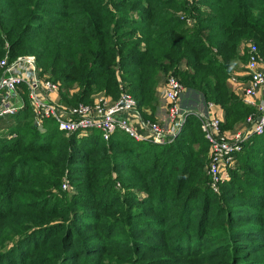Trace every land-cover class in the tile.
Masks as SVG:
<instances>
[{
  "label": "trees",
  "instance_id": "trees-1",
  "mask_svg": "<svg viewBox=\"0 0 264 264\" xmlns=\"http://www.w3.org/2000/svg\"><path fill=\"white\" fill-rule=\"evenodd\" d=\"M250 45L264 63V0H0V60L33 56L64 106L126 92L146 118L174 76L232 129ZM44 127L0 118V264H264V133L214 192L195 116L160 145Z\"/></svg>",
  "mask_w": 264,
  "mask_h": 264
},
{
  "label": "built area",
  "instance_id": "built-area-1",
  "mask_svg": "<svg viewBox=\"0 0 264 264\" xmlns=\"http://www.w3.org/2000/svg\"><path fill=\"white\" fill-rule=\"evenodd\" d=\"M246 68L250 86L245 91V100H249L256 89L264 87V63L254 45L249 47ZM21 87L38 119H51L58 131L65 135L97 130L104 142L110 140L116 131H121L138 142L147 141L155 145L168 143L177 136L186 117L192 113L181 108L184 89L174 76L165 79L163 99L167 122L143 117L135 99L128 93H122L115 100L98 95L91 104L64 106L60 104L59 97L58 101L52 99V95L58 94V86L40 74L33 56H21L13 60L5 56L0 60V118L17 113ZM194 114L209 145L207 174L211 189L217 192L219 185L228 177V173L222 176L221 169L232 162L235 153L241 152V145L248 139L249 133L238 131L228 138L222 132L217 117L200 112ZM247 121L254 125L253 134L264 132V102L258 114L247 117ZM62 189H67V185L64 184Z\"/></svg>",
  "mask_w": 264,
  "mask_h": 264
},
{
  "label": "crops",
  "instance_id": "crops-1",
  "mask_svg": "<svg viewBox=\"0 0 264 264\" xmlns=\"http://www.w3.org/2000/svg\"><path fill=\"white\" fill-rule=\"evenodd\" d=\"M249 73L248 70L246 68V66L244 67H240L235 73L234 76L232 77L231 81L235 82V92L236 95L238 97V99L240 101H242V103H244V105L246 107H248L250 109V113L247 117H251V116H255L258 114L259 112V108L260 106L263 104L264 102V87H259L258 89H256L255 94L249 98V100H245V91L249 88L250 83H249ZM164 92H165V78H162L159 81L158 87H157V96H158V105L156 106L154 111H151L149 109L144 110L145 114L147 115L148 118H150L151 120L154 121H166V107H165V102H164ZM20 102H18V111L15 115H17L18 113H20L21 111L24 110L25 106H26V102L29 103L30 108H31V112H32V125L40 132H44L45 131V121L46 120H51L48 118H44V119H38L36 116V113L34 111L33 106L30 104L26 92L24 90L23 87H21V96H20ZM52 99L54 101H58V94L52 95L51 96ZM60 100V98H59ZM180 105L181 108L183 110H190V109H194L193 111L195 112H200L203 114H208L211 116H215L217 117L221 124H224V118H225V114L224 111L221 110L219 107L216 106H212V105H204V103L202 102L200 96L198 97L196 94L188 92V91H184L183 92V96L182 99L180 101ZM190 105H192V108L190 107ZM14 115V116H15ZM186 120V119H185ZM52 121V120H51ZM53 122V121H52ZM54 123V122H53ZM184 125V124H183ZM183 125L181 126V128L179 129V132L181 131ZM253 124L249 123L247 121V118L245 120H243L240 124H237L236 126H234L232 129H223L222 132L225 134V136H227L228 138H232L234 136V134L238 131H243V132H247L248 134V139L242 143L241 145V151L244 148V146L246 144H248L250 142V140L254 137H259L262 136V134H253ZM92 131H97V130H85V131H80L75 133L76 135H88L90 134ZM178 132V134H179ZM177 134V135H178ZM73 135V134H72ZM138 142V141H137ZM143 142H147V141H143ZM240 153V152H239ZM238 153H235L234 158L232 160V162L226 166L224 169H221L222 171V176H224L226 173H228V171L230 169H233L235 167V156Z\"/></svg>",
  "mask_w": 264,
  "mask_h": 264
},
{
  "label": "rangeland",
  "instance_id": "rangeland-1",
  "mask_svg": "<svg viewBox=\"0 0 264 264\" xmlns=\"http://www.w3.org/2000/svg\"><path fill=\"white\" fill-rule=\"evenodd\" d=\"M126 93V92H125ZM107 98V97H106ZM109 99V98H108ZM111 99V98H110ZM111 100H114V99H111ZM190 107L192 108V105H190ZM146 110V109H145ZM194 110V109H193ZM192 109H190L189 110V112H192L190 115H192V116H195V111H193ZM186 111H188V110H186ZM194 112V113H193ZM143 113V112H142ZM146 118H148L147 116H146ZM148 119H150V118H148ZM1 130V129H0ZM2 131V130H1Z\"/></svg>",
  "mask_w": 264,
  "mask_h": 264
}]
</instances>
